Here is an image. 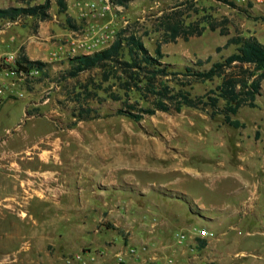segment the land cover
I'll return each mask as SVG.
<instances>
[{
	"label": "rangeland",
	"instance_id": "1",
	"mask_svg": "<svg viewBox=\"0 0 264 264\" xmlns=\"http://www.w3.org/2000/svg\"><path fill=\"white\" fill-rule=\"evenodd\" d=\"M70 1L69 13L79 17L80 11L84 23L80 33L108 25L114 35L129 27L152 54L169 16L205 26L200 35L162 43V61L180 70L207 68L230 55L236 45L216 48L232 36L264 43V6L128 0L101 16ZM50 2V13L62 18L57 24L65 25L68 13L58 0ZM24 3L0 0V7ZM21 18L17 24L0 19L8 29L0 35V53L16 48L20 38L10 39L16 29L37 31L39 19ZM50 60L25 97L8 100L0 112V264H68L82 249L109 256L129 246H146V255L163 264L170 258L174 264H264V80L258 106L233 115L242 127L200 108L134 121L118 115L121 102L110 98L90 100L101 116L75 123L80 86L98 81L100 70L69 77L64 55ZM217 83L196 82L192 92L204 94ZM201 229L207 237L198 235ZM180 232L187 234L184 243Z\"/></svg>",
	"mask_w": 264,
	"mask_h": 264
},
{
	"label": "trees",
	"instance_id": "2",
	"mask_svg": "<svg viewBox=\"0 0 264 264\" xmlns=\"http://www.w3.org/2000/svg\"><path fill=\"white\" fill-rule=\"evenodd\" d=\"M22 1L24 5L0 7V19L16 20L22 16L39 20L51 18L50 0L43 3ZM112 2L125 6L128 0ZM58 4L61 12L67 10V0H58ZM67 20L70 22V17ZM164 23L166 35L164 41L158 43L155 54L149 51L141 36L125 27L118 30L113 41L104 48L67 58L70 68L66 76L77 77L85 71L100 70L98 81H87L80 86L79 111L73 113L75 123L101 116L90 100L110 98L121 102L116 112L118 115L134 121H141L157 111L180 112L184 108H200L210 110L212 116L223 114L225 121L234 127L243 126L233 115L242 107L258 106L257 98L262 94L264 80V43L254 36H232L225 45L216 48L220 52L232 44L236 45V50L230 55L207 68L189 65L180 70L174 64L162 61L165 56L162 43L175 41L180 36L188 39L200 35L206 27H199L195 22L186 25L173 15ZM210 27L216 29L218 26L211 23ZM222 34L228 33L222 29ZM21 56L30 65L43 69L44 74L48 71L49 62L32 60L23 50ZM210 60L211 56L206 60L199 59L196 66L202 67ZM217 80L216 86L206 93L193 94L194 83Z\"/></svg>",
	"mask_w": 264,
	"mask_h": 264
},
{
	"label": "built area",
	"instance_id": "3",
	"mask_svg": "<svg viewBox=\"0 0 264 264\" xmlns=\"http://www.w3.org/2000/svg\"><path fill=\"white\" fill-rule=\"evenodd\" d=\"M230 4L254 8L264 6V0H225ZM77 5L84 11L89 9L91 13L105 16L113 9L122 7L116 5L112 0H79ZM85 15V13H83ZM10 20L9 24H17L20 21ZM108 30V25H103L94 32L80 33L77 31L53 54L52 57L64 55V57H74L79 54H89L100 50L113 41L115 34ZM114 36V37H113ZM109 38H113L110 40ZM44 74V70L38 66L30 65L22 60L21 50L17 52L0 53V112L8 100L24 98L29 88L33 87L36 80ZM200 237H207L208 231L201 229L198 232ZM179 243L187 240V234L180 232L177 235ZM146 246L139 249L129 246L125 250H120L112 255H107L104 250L92 251L82 249L73 254L68 259V264H163L156 256L146 255ZM167 264H174V259L170 258Z\"/></svg>",
	"mask_w": 264,
	"mask_h": 264
},
{
	"label": "crops",
	"instance_id": "4",
	"mask_svg": "<svg viewBox=\"0 0 264 264\" xmlns=\"http://www.w3.org/2000/svg\"><path fill=\"white\" fill-rule=\"evenodd\" d=\"M68 7L72 6L70 0H67ZM61 13H68L66 17V24L60 26L57 24L60 19L56 14L51 13V18L49 20H39V25L37 27V31L34 33H30L29 31L25 30L24 33L18 32L16 29V34L11 36V40L17 41L20 38V42L16 46V48L12 52H17L23 50L24 53L32 60H42V61H51V55L62 45L66 46V43L60 44V41L66 40L68 41L74 33H76L79 29H82L84 23H82V19L78 14L69 13V9L65 12ZM70 17V22H68L67 18ZM35 18V17H33ZM22 18H20L21 20ZM37 19V18H35ZM6 20V19H2ZM10 20H8L9 22ZM8 33V29L0 28V35ZM4 42L5 40L2 39ZM5 53V52H3ZM67 59L66 57H64ZM79 122V121H78ZM72 177H70L71 179ZM83 203L81 204L82 207L87 206L85 199L83 198ZM94 204V203H93ZM94 206V205H92ZM79 208V204L75 205V209ZM26 216V213L24 212Z\"/></svg>",
	"mask_w": 264,
	"mask_h": 264
}]
</instances>
